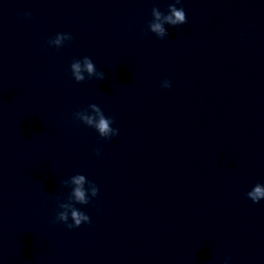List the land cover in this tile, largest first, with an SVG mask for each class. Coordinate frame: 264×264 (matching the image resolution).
<instances>
[{"label":"clouds","instance_id":"9594fccd","mask_svg":"<svg viewBox=\"0 0 264 264\" xmlns=\"http://www.w3.org/2000/svg\"><path fill=\"white\" fill-rule=\"evenodd\" d=\"M181 0H174V3L169 4L167 14L161 12L158 8L153 7L151 10L152 20L148 23V31L155 34L161 40L166 38L169 33L165 25L172 28H178L187 23V16L183 7H177ZM31 17V13H26L25 18ZM73 37L70 33H57L53 38L47 41L49 47H54L57 50L62 48L65 42L72 41ZM70 72L72 78L77 82H84L86 79L95 77L97 80H104L105 73L97 71L95 64L90 57H83L82 59L73 60L70 64ZM162 88H170L171 82L167 79L162 81ZM73 119L78 120L84 125L94 128L99 136L104 140L119 134V130L112 127L114 123L113 117H106L101 108L96 104H90L87 108L74 112ZM96 155H100V151H96ZM88 188H85V185ZM64 187H71V191L67 200L59 203V211L56 214L53 223H63L69 230L79 228L82 224H90L91 219L89 215L75 207L76 204L88 205L92 198L99 195V188L97 185L88 180L85 175L76 174L67 180L61 181ZM74 186V187H72ZM248 199L253 203H259L264 200V183L257 182L250 191L246 193ZM71 220V223H69ZM231 257L224 260V264H229Z\"/></svg>","mask_w":264,"mask_h":264}]
</instances>
